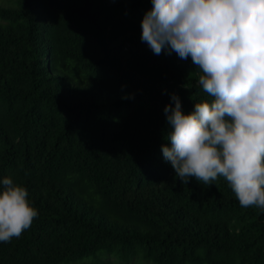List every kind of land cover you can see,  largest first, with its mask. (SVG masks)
I'll list each match as a JSON object with an SVG mask.
<instances>
[{
  "label": "trees",
  "instance_id": "1",
  "mask_svg": "<svg viewBox=\"0 0 264 264\" xmlns=\"http://www.w3.org/2000/svg\"><path fill=\"white\" fill-rule=\"evenodd\" d=\"M151 0L0 2V179L38 211L0 264H264V211L223 177L183 184L164 113L211 101L141 40Z\"/></svg>",
  "mask_w": 264,
  "mask_h": 264
},
{
  "label": "clouds",
  "instance_id": "2",
  "mask_svg": "<svg viewBox=\"0 0 264 264\" xmlns=\"http://www.w3.org/2000/svg\"><path fill=\"white\" fill-rule=\"evenodd\" d=\"M141 40L156 55L175 52L199 70L212 99L184 114L175 94L165 105L170 130L163 146L180 182L223 177L243 208L264 211V0H151ZM38 211L28 191L0 179V242L30 228Z\"/></svg>",
  "mask_w": 264,
  "mask_h": 264
},
{
  "label": "rangeland",
  "instance_id": "3",
  "mask_svg": "<svg viewBox=\"0 0 264 264\" xmlns=\"http://www.w3.org/2000/svg\"><path fill=\"white\" fill-rule=\"evenodd\" d=\"M0 2L9 4V5H14L15 4V0H0Z\"/></svg>",
  "mask_w": 264,
  "mask_h": 264
}]
</instances>
